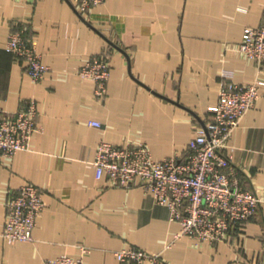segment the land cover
Returning a JSON list of instances; mask_svg holds the SVG:
<instances>
[{"label": "crops", "instance_id": "0c3cea01", "mask_svg": "<svg viewBox=\"0 0 264 264\" xmlns=\"http://www.w3.org/2000/svg\"><path fill=\"white\" fill-rule=\"evenodd\" d=\"M263 13L264 0H107L87 16L71 0H0V108L14 114L35 100L42 128L29 150L0 154V264L78 258L81 246L87 264H118L115 251L125 247L161 253L160 264H264V205L226 241L200 242L178 237L180 223L141 185L111 186L94 167L103 140L144 142L156 160L185 158L217 108L223 73L240 84L256 79L239 45ZM19 26L50 67L40 82L5 49ZM103 52L111 77L98 99L80 71ZM225 153L245 188H264V85ZM25 184L42 190L46 207L33 241L8 244L7 204Z\"/></svg>", "mask_w": 264, "mask_h": 264}, {"label": "built area", "instance_id": "2783aa9c", "mask_svg": "<svg viewBox=\"0 0 264 264\" xmlns=\"http://www.w3.org/2000/svg\"><path fill=\"white\" fill-rule=\"evenodd\" d=\"M83 16L104 5L107 0H71ZM7 52L27 64V74L40 82L49 72L37 50L35 40L25 28L12 31L5 44ZM239 52L254 61L258 75L250 84L236 83L231 72L223 73L217 108L203 126L196 129L189 144L188 155L164 160L154 159L144 142H128L118 146L101 141L94 161L97 180L107 179L111 186L130 189L141 185L159 205L171 211V219L180 223L178 237H190L200 242H223L231 233L248 224L264 205V188L259 192L243 186L242 177L227 155L230 138L244 116L257 106L264 85V13L258 26L244 30ZM80 75L95 83V96L104 99L111 77L109 56L103 52L86 63ZM35 100L14 114H4L0 108V154L12 158L29 150L33 136L42 128ZM101 127L98 121L90 122ZM46 207L42 190L25 184L14 193L7 204L4 240L31 242L38 219ZM78 258L62 254L42 264H87L90 252L81 246ZM118 264H160L161 253L125 247L115 251Z\"/></svg>", "mask_w": 264, "mask_h": 264}, {"label": "trees", "instance_id": "16d2710c", "mask_svg": "<svg viewBox=\"0 0 264 264\" xmlns=\"http://www.w3.org/2000/svg\"><path fill=\"white\" fill-rule=\"evenodd\" d=\"M19 28H23V27H20V26H19L18 29H19ZM27 36H28V34H27Z\"/></svg>", "mask_w": 264, "mask_h": 264}]
</instances>
